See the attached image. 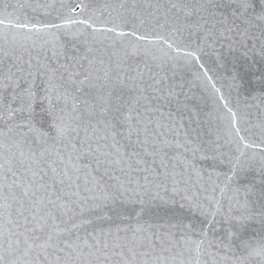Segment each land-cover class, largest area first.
<instances>
[{"label":"snow or ice","instance_id":"snow-or-ice-1","mask_svg":"<svg viewBox=\"0 0 264 264\" xmlns=\"http://www.w3.org/2000/svg\"><path fill=\"white\" fill-rule=\"evenodd\" d=\"M0 264H264V0H0Z\"/></svg>","mask_w":264,"mask_h":264}]
</instances>
